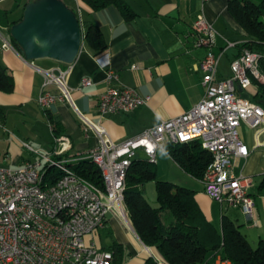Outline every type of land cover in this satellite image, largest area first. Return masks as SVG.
Returning a JSON list of instances; mask_svg holds the SVG:
<instances>
[{
  "label": "crops",
  "instance_id": "0c3cea01",
  "mask_svg": "<svg viewBox=\"0 0 264 264\" xmlns=\"http://www.w3.org/2000/svg\"><path fill=\"white\" fill-rule=\"evenodd\" d=\"M29 1L0 0V68L10 76L12 83L9 90L0 89L3 112L0 117V166L10 169L20 167L34 157L24 143L46 151L52 148L50 124L45 111L37 104L43 76L36 68H69L66 83L72 88L75 105L89 119L99 121L110 138L118 142L155 126L161 120L181 115L202 98V71L198 65L205 55V48L194 44L196 35L192 25L197 14L202 13L217 32L213 51L218 56L215 76L219 80L231 75L230 62L240 53L238 45L249 39L247 32L229 13L228 0L205 3L201 0H125L133 13L130 18H126L115 5L94 10L83 0H63L77 12L83 31L85 23H94L100 28L105 49L94 54L83 40L72 63L51 58L26 60L21 51L5 48L2 43L3 38L11 42L9 26L22 17ZM226 40L236 44L225 48ZM108 70L115 71L117 78L106 81ZM84 78H88L91 84L79 88ZM111 86L135 88L149 99L129 113L99 118L98 98ZM49 89L57 91L53 86ZM244 90L251 94L254 87L238 88L237 92L240 94ZM48 110L60 123L63 134L71 139L72 147L67 157H84L82 154L96 140L92 135L84 137L73 107L62 101ZM256 133L257 129L241 124L239 135L248 148V155L232 157V171L249 179L247 192L254 201L252 219L246 217L239 207L220 204L208 197L200 179L185 172L167 152L158 150L154 163L159 179L194 191V199L202 214L218 232H221L223 220H228L250 244L264 237V130ZM138 156L144 157L142 153ZM157 165L158 173L164 170L165 176L157 174ZM85 240L100 249L112 251V264H147L148 255L155 257L134 231L128 215L126 221L115 212L108 213L105 226L87 235ZM214 252L210 251L209 263L220 264L221 258L214 256Z\"/></svg>",
  "mask_w": 264,
  "mask_h": 264
},
{
  "label": "built area",
  "instance_id": "2783aa9c",
  "mask_svg": "<svg viewBox=\"0 0 264 264\" xmlns=\"http://www.w3.org/2000/svg\"><path fill=\"white\" fill-rule=\"evenodd\" d=\"M192 29L195 46L205 48L198 65L202 98L181 115L118 142L99 121L89 119L75 105L72 88L66 83L69 68H36L43 76L37 104L42 110L62 101L73 107L84 137L92 135L96 140L82 155H95L105 163L110 190L102 192L70 167L59 168V161L71 158L64 157L72 147L69 136H53L50 151L24 143L34 155L31 160L16 169L0 166V264H112V251L98 248L85 237L105 226L108 213L115 212L123 220L127 217L124 197L117 196V189L125 188L126 173L135 156L142 153L155 163L157 151L166 152L167 144L191 141L186 140V133H195V139L204 140V145L212 148L210 163L200 179L203 192L220 204L239 207L252 219L254 201L247 192L249 179L232 171V157L248 155L239 135L241 124L257 129V133L264 130V109L237 92L238 88L247 89L253 80L264 85V75L257 68L261 54L243 48L230 62L231 75L219 80L215 76L218 56L213 51L216 30L202 13L196 15ZM235 44L226 40L225 48ZM2 46L16 50L4 38ZM116 78L115 71L106 72V81ZM89 84L90 80L84 78L79 88ZM51 86L57 91L50 90ZM148 99L132 87H108L98 98V117L129 113ZM46 165L62 172L51 187H41V170ZM29 214H36V222H29ZM220 264L230 262L221 259Z\"/></svg>",
  "mask_w": 264,
  "mask_h": 264
},
{
  "label": "trees",
  "instance_id": "16d2710c",
  "mask_svg": "<svg viewBox=\"0 0 264 264\" xmlns=\"http://www.w3.org/2000/svg\"><path fill=\"white\" fill-rule=\"evenodd\" d=\"M83 1L94 10L115 5L126 18L133 15L125 0ZM227 9L249 36L247 41L238 45L239 51L246 48L261 54L258 68L264 75V0H228ZM17 21L10 24L9 30ZM10 39L13 46L21 51L11 36ZM83 40L94 54L101 53L106 47L102 31L94 23L84 24ZM11 85L10 76L0 68V89L9 90ZM251 86L254 90L250 99L264 109V85L253 80ZM44 111L53 136L63 134L60 123L49 110ZM165 149L185 172L197 179L202 178L211 160V154L198 139L167 144ZM63 165L104 189L100 170L91 159L65 158ZM45 169L44 177L50 183L61 176L62 172L53 166L46 165ZM149 181H154L155 205L144 195V186ZM119 197H124L123 202L134 231L155 255L147 256V264H158L157 260L164 264H211L208 258L210 251H215L214 256L229 260L230 264H264V237L252 247L245 235L228 220H223L221 232H218L202 214L194 199V191L166 180H157L155 164L148 159L135 157L131 161L125 188H121ZM124 218L127 221V217Z\"/></svg>",
  "mask_w": 264,
  "mask_h": 264
},
{
  "label": "water",
  "instance_id": "95a60500",
  "mask_svg": "<svg viewBox=\"0 0 264 264\" xmlns=\"http://www.w3.org/2000/svg\"><path fill=\"white\" fill-rule=\"evenodd\" d=\"M9 32L26 60L51 58L72 63L83 42L78 14L63 0L29 1Z\"/></svg>",
  "mask_w": 264,
  "mask_h": 264
},
{
  "label": "bare ground",
  "instance_id": "6f19581e",
  "mask_svg": "<svg viewBox=\"0 0 264 264\" xmlns=\"http://www.w3.org/2000/svg\"><path fill=\"white\" fill-rule=\"evenodd\" d=\"M258 59L259 58H257V68H258ZM63 136H67V135L63 134ZM193 139H195V133H186V140H193ZM199 141L201 142V145L203 146V148L205 150H207L211 154V157H212L211 146L210 145H204V140H199ZM84 157L91 159L97 165V167L99 168L100 173L102 175L103 183H104V189H101V191L102 192H109V190H110L109 170H108V168H106L105 163L103 161H101V159L95 155H85ZM48 166H53V165H48ZM59 168H66L63 165V161H59ZM46 170L47 169H45V166L41 170V187H51V183L48 182L46 180V178L44 177ZM120 190H121V188L117 189V196L118 197H119ZM29 222H36V214H29ZM97 264H104V263H97Z\"/></svg>",
  "mask_w": 264,
  "mask_h": 264
},
{
  "label": "rangeland",
  "instance_id": "374dc122",
  "mask_svg": "<svg viewBox=\"0 0 264 264\" xmlns=\"http://www.w3.org/2000/svg\"><path fill=\"white\" fill-rule=\"evenodd\" d=\"M227 72L229 71L228 69L226 70ZM227 78V77H226ZM257 81V80H256ZM258 82V81H257ZM239 94V93H238ZM241 96H243V97H250L251 95L248 93V91L247 90H244V91H242L241 93ZM48 138H50V136L48 137ZM136 158H140L139 156H135ZM143 158H145V159H148L147 157H143ZM159 171H158V165H157V174L160 176H165V174H166V172L164 171V170H162V172H160V173H158ZM156 179L157 180H161V179H159L158 178V176H156ZM163 180V179H162ZM144 189H145V191H144V195L146 196V198L148 199V200H150L151 202H152V204H156V202H155V200H156V197H155V189H154V181H149V182H147L146 184H145V186H144ZM256 244L257 243H251V246L252 247H255L256 246ZM229 261V260H228Z\"/></svg>",
  "mask_w": 264,
  "mask_h": 264
}]
</instances>
